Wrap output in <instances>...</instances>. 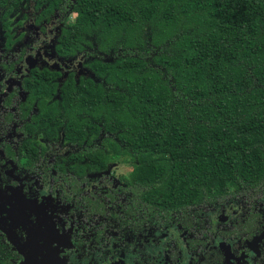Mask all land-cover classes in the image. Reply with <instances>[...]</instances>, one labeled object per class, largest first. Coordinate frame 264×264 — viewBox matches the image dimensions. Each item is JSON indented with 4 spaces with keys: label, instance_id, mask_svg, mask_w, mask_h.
Masks as SVG:
<instances>
[{
    "label": "trees",
    "instance_id": "16d2710c",
    "mask_svg": "<svg viewBox=\"0 0 264 264\" xmlns=\"http://www.w3.org/2000/svg\"><path fill=\"white\" fill-rule=\"evenodd\" d=\"M75 6L81 15L67 23ZM41 15L60 22V56L85 45L94 77L39 86L69 115L63 142L79 146L70 158L95 173L131 162L117 181L149 207L261 193L264 0H56ZM42 124L49 139L60 122Z\"/></svg>",
    "mask_w": 264,
    "mask_h": 264
},
{
    "label": "flooded vegetation",
    "instance_id": "af4514ba",
    "mask_svg": "<svg viewBox=\"0 0 264 264\" xmlns=\"http://www.w3.org/2000/svg\"><path fill=\"white\" fill-rule=\"evenodd\" d=\"M14 7L0 1V264H264V188L248 201L236 194L187 211L149 207L117 181L131 162L124 173L111 162L95 173L69 157L79 146L63 142L58 92L42 96L39 86L74 79L84 56H60V22L33 11L12 37ZM43 71L51 77L40 79ZM42 116L60 122L49 139Z\"/></svg>",
    "mask_w": 264,
    "mask_h": 264
},
{
    "label": "rangeland",
    "instance_id": "374dc122",
    "mask_svg": "<svg viewBox=\"0 0 264 264\" xmlns=\"http://www.w3.org/2000/svg\"><path fill=\"white\" fill-rule=\"evenodd\" d=\"M0 1H2V0H0ZM6 1L9 4H11L12 6H15L10 11L9 16L6 17V19H8L12 23L10 31H11V36L13 37V36H15V33L17 31H20L22 29V27L24 28V26H28L25 19H26L27 14L29 13V11L30 12L33 11V12L37 13V15H39V17H41L42 16L41 15L42 10H47V8L51 4L55 3L56 0H21L20 4L18 3V1H20V0H6ZM80 15H81V13H80L79 9L75 6V7H73L72 11L68 13L66 21L68 23L77 22ZM22 16H25V17L22 18ZM0 19H1V17H0ZM11 36L7 35V38L8 37L10 38ZM2 39H3L2 28H0V42L2 41ZM46 47H47V44H46V46L42 47L41 50H43V48H46ZM84 48H85V45L82 44L81 49H79L80 51H77L75 49L73 52L74 54L69 53V55L73 56L77 53L83 54L82 50ZM44 53L46 54L44 56V58H46L45 65L48 67H55L56 64L54 62H49L47 60L49 53H47L46 51H44ZM83 56H84V54H83ZM29 62H30V65L35 63L34 58L31 57V59H29L28 65H29ZM76 64L77 63H75V65L73 66V69H75V74H76L74 77L75 83L77 82V79L79 77H89L90 79L94 80L93 74L87 68L86 61L83 63L84 68H83V66H81L80 62L78 64V66ZM53 109H54V111L57 112L56 116L63 118V119L69 118L67 111L65 109L62 110V107L58 103H54ZM109 162H111L110 171L113 172L114 174L124 173L128 169V167L123 163V162H127L125 160L114 158V159H111Z\"/></svg>",
    "mask_w": 264,
    "mask_h": 264
}]
</instances>
